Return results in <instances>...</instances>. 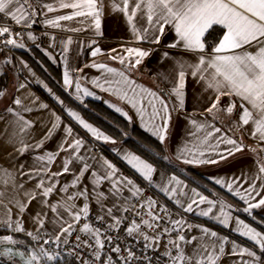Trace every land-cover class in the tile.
Returning a JSON list of instances; mask_svg holds the SVG:
<instances>
[{"label": "snow or ice", "instance_id": "obj_1", "mask_svg": "<svg viewBox=\"0 0 264 264\" xmlns=\"http://www.w3.org/2000/svg\"><path fill=\"white\" fill-rule=\"evenodd\" d=\"M106 7L123 16L131 36L107 53L119 67L96 61L105 53L93 39L86 45L81 42L90 49L92 62L71 71L92 68L99 75L73 76L68 67L73 38L58 41L55 34L43 35L49 37V48L60 46L63 87L73 100L86 108L87 97L101 99L82 83L87 81L115 98L118 103H104L129 125L134 121L126 107L134 112L140 127L157 143L146 146V153L119 147L122 140L90 123L46 83L36 81L93 142L112 145L134 178L97 154L72 124L28 90L27 77L24 82L17 77L18 94L0 89V101L6 104L0 114V230L6 233L0 234V264H264V231L234 215L243 212L264 225V216L259 215L264 212V157L257 151L264 152V0H109L107 5L105 0H0V14L22 28L33 29L37 16H43L40 23L45 28L74 33L91 29L95 36L103 35ZM62 10L70 11L48 15ZM73 20L86 26L61 23ZM169 33L172 38L164 43ZM26 38L40 47L33 31ZM5 49L9 53L26 49L24 34L14 32L11 25H0V53ZM171 50L191 54L195 60L173 57ZM43 51L56 62L51 52ZM156 52L160 55L153 80L159 77L168 83L167 92L134 78ZM166 61L172 62L168 71L160 67ZM15 67L11 56L2 58L4 75ZM19 67L35 77L24 60ZM189 76L203 89L194 98L192 112L186 107ZM204 93L209 94L206 99ZM174 113L185 125L173 157L168 149ZM225 119L230 121L229 132L250 125L257 148L246 146L243 135L229 136L223 130ZM121 134L129 136L123 129ZM54 139L56 147L47 148ZM245 147L254 156L255 171L211 178L238 197L243 207L218 194L210 198L189 188L174 170V161L197 167L228 163ZM168 167L173 169L171 174L161 171ZM66 176L70 179H62ZM158 194L167 203H161ZM190 215L230 229L250 246L190 220ZM25 217L30 229L25 227ZM20 234L28 241L19 239Z\"/></svg>", "mask_w": 264, "mask_h": 264}, {"label": "crops", "instance_id": "obj_2", "mask_svg": "<svg viewBox=\"0 0 264 264\" xmlns=\"http://www.w3.org/2000/svg\"><path fill=\"white\" fill-rule=\"evenodd\" d=\"M35 2V0H33ZM47 2H51V0H47ZM109 3V0H105V4L107 5ZM13 8L15 5L12 6ZM70 11V10H62V11H57L54 13H49L48 15L50 17L56 16V15H61L65 14V12ZM37 23L33 25V29H27L26 32H23L24 34V43L26 44V49H14V51L17 52H23L26 51L31 45L34 43L32 41L27 40L26 34L28 31H33V34L38 37L36 43H40L41 45V51L45 55V52L43 49H47L51 54L56 58V62L54 63L53 60L49 59L47 55L45 57L54 65L60 67L62 71V89L64 90L63 87V72H64V63H63V57L61 55V49L60 46L58 45L56 48H49V37L43 35L44 32H49L50 34H55L57 36L58 41L59 40H66L67 37L71 36L73 38L74 43L70 46L71 50L68 54L69 56V61H68V67L71 70L82 68L84 64L86 63H91L93 58L90 56V49L87 47H82L81 42H83L85 45L90 43L91 40L95 39L97 41V45L102 49V51L105 53L103 56H98L96 57V61L98 62H107L111 66L114 67H119L118 63L115 61H111L108 59V51L112 48H119L120 44L123 41H128L131 39L130 33L126 27V24L124 22L123 16L119 13L113 14L111 12V9L106 7L105 9V15L102 18V36H95L93 31L89 29L88 31H82L79 33H74V32H68V31H61L59 29H51V28H45L40 21L44 19L43 16H37ZM0 23L3 25H15L14 21H11L9 18L4 17L3 14H0ZM64 25H67L69 27H85L86 25H81L80 23L77 22V20L73 21H65L61 22ZM172 38V33H169L168 37L165 38L164 43H167L171 40ZM127 46H137V45H127ZM143 47H148V45H141ZM15 53V54H16ZM171 54L173 57L176 58H182L186 61L189 62H194L195 57L192 56L191 54L188 53H183L178 50H171ZM160 53L156 52L153 54V56L150 59H147L145 61L144 66L140 69V72H138L135 75V79L138 80V82L144 84L146 87L152 88L154 90H159V89H164L165 92H167V89L170 87L168 83L162 82L159 77L154 81L153 76L156 75L157 73V60L159 58ZM10 56L7 53H0V65H2V58H7ZM12 57V56H11ZM19 58V57H18ZM21 59V58H19ZM22 60V59H21ZM14 64H16L14 58H13ZM172 62L171 61H166L163 65H160L162 69L165 71H168L171 68ZM8 66H4V69L7 70ZM32 70V69H31ZM29 76L28 82V90L33 92L35 96L39 97V99L45 103H48L50 108L55 110L59 115H61L62 119L64 120L65 123L72 124L74 127V130L79 133L80 136L85 137L88 139L89 143L88 146L91 147V139L88 137L85 133L84 130L80 129L78 126L75 125L73 121H71L67 115L63 112L61 109L60 105H58L55 100L49 95V93L44 89L42 84L37 83L36 81H42L43 83H46L37 73H35L33 70L32 72L35 73V77H32L31 74L25 69ZM8 78L7 80L2 81V88L1 89H6L9 94H18L15 92V85L18 83L17 77H19L16 74V67L10 71H7ZM71 74L73 76L77 75H83L86 76L88 79L99 75V73L92 68H84L83 73L71 71ZM5 75L0 72V78H3ZM172 76H175V73H172ZM24 79L19 78V82H24ZM82 83L85 84V86L89 87L91 90L95 91V93L101 97V99L97 100L92 97H87L86 100L93 101L96 103H99L109 109L111 112L114 114L118 115L121 117L119 114L115 113L112 109L108 108V106L104 103V100H110L112 102H117L115 101L114 97L109 96L107 93L101 92L99 89H93L92 85L90 83H87V81H82ZM64 92L69 96V93L64 90ZM203 92V89L200 85L196 84L195 81L189 76L187 78V87H186V107L189 112H192L194 110V98L195 96L201 94ZM208 93H204V98L206 99ZM72 98V97H71ZM73 99V98H72ZM75 101V100H74ZM76 102V101H75ZM78 103V102H77ZM118 103V102H117ZM224 103H227V98H225ZM67 106H70L66 104ZM6 106L5 101H0V114L3 113V109ZM123 106V105H121ZM206 105H195L197 108H202L205 107ZM72 107V106H70ZM126 107V106H125ZM75 109V108H74ZM76 110V109H75ZM126 110H129L130 115L133 116V123L138 126L141 130L144 131L143 128L140 127V122L138 118L135 116L134 112H132L130 109L126 107ZM239 109H237L235 116L238 119L239 115ZM174 120H173V135L170 141V146H169V152L170 154L174 157L176 148L179 144L182 143V135H183V129L185 125V121L183 119H175V113L173 114ZM123 118V117H121ZM202 117L197 116L196 119H201ZM124 119V118H123ZM227 120V119H225ZM218 126H221L218 124ZM3 127V124H0V128ZM225 132H227L225 129H223ZM250 131H251V126H245L244 130L240 131V135H243V143L246 146H250L252 148H257V140L251 138L250 136ZM145 132V131H144ZM147 133V132H146ZM150 135L149 133H147ZM229 136H233L234 138L239 139L240 137L235 136L234 134H229ZM151 136V135H150ZM152 137V136H151ZM58 138V137H57ZM154 138V137H153ZM155 139V138H154ZM93 142V141H92ZM97 143L102 149L103 152L101 153L105 157L111 159L114 163L117 164L118 167L121 168V170L129 176H133V172L125 165L123 164L115 155V153L112 151V145H105L99 142ZM264 147V145H261ZM47 148L53 149L56 147V139H54L52 142L48 143L46 145ZM119 147L126 148L123 145H119ZM223 147V146H222ZM127 149V148H126ZM258 154L261 157H264V152H260L259 149H257ZM192 169L196 170L198 177L202 178L205 182H207L209 185L206 186L208 192L210 194H205L201 191L203 194L208 195L210 198H213V194H218L221 197L225 198L227 202L233 203L237 202L243 207L242 201L238 199V197L232 196L230 193L227 192L226 189L220 188L219 185H216L214 181L211 179L213 177L219 178V177H224L225 179L233 176V175H240L241 171L247 170L249 173L255 171V163H254V156L253 154L249 151L248 147H245L243 153H238L235 158H230V161L228 163H221L220 165H206V166H190ZM53 171H57V167L52 168ZM161 171H165L168 174H171V172L161 169ZM178 174V173H176ZM181 179H183L189 186V188L195 187L186 177L192 178V180H196V177L193 174L185 173L184 176L178 174ZM186 176V177H185ZM135 178V177H134ZM62 179H70V177H64ZM29 187L31 185H28ZM218 189L221 191L223 194L218 193L214 190V188ZM196 188V187H195ZM162 196V194H160ZM163 197V196H162ZM54 200L56 199L55 197L53 198ZM166 199V198H165ZM34 207V205H33ZM95 210V208H93ZM29 211H32V208H29ZM13 212H15V209H13ZM234 215H238V213H234ZM246 215V214H245ZM260 216H264V212H261L259 214ZM247 216V215H246ZM190 217V218H189ZM188 218L192 221L195 222H200V223H206L208 227L213 228L214 230H217L218 232H221L223 235H228L231 239H236L238 242L244 244L245 246H250L249 242L241 237H239L236 233L231 232L230 229H223L220 225L215 224L211 220H205V218H199L196 216H189ZM241 217V216H240ZM19 218V217H17ZM192 218V219H191ZM242 218V217H241ZM248 219L251 220L250 217L247 216ZM243 219V218H242ZM25 227L26 228H31V225L27 222V217H25ZM249 222V221H246ZM251 223V222H249ZM252 224V223H251ZM253 225V224H252ZM255 226V225H253ZM22 239L28 240L26 236L23 234L18 235Z\"/></svg>", "mask_w": 264, "mask_h": 264}, {"label": "trees", "instance_id": "obj_3", "mask_svg": "<svg viewBox=\"0 0 264 264\" xmlns=\"http://www.w3.org/2000/svg\"><path fill=\"white\" fill-rule=\"evenodd\" d=\"M216 34H222V32L214 33L213 35ZM16 55L25 62H27L30 68L35 73H37L46 82V84L66 102V104L75 108L77 111L81 113V115L86 120H88L90 123L94 124L95 126L101 128L107 134L112 135L118 140H122L123 143L121 145L125 146L127 149L133 151L139 150L140 153H146L147 152L146 146L154 147L156 145L157 141L153 137H151L146 132L141 130L134 123L129 125L125 119L114 114L103 105L93 101L86 100L88 107L85 108L79 103L75 102L71 97H69L61 87L62 71L60 67L54 66L45 57V55L41 51V45L39 48H37L35 44H33L26 51L17 52ZM7 79H9L8 74H6L3 78H0V89L3 87L2 81ZM229 125H230V121L225 120L223 129H225L229 134H234L235 136L240 137L241 136L240 131L238 132L235 129H233V131L231 132L228 131ZM121 129L127 131L129 133V136L123 137L121 134ZM147 154L151 155V153H147ZM168 154L171 155L169 150H168ZM174 164H175L174 170L176 171V173L184 176L185 173L189 172L190 174H193L195 177L197 176L196 180H192V178L186 176L185 177L197 189L201 190L205 194H210L206 188V186L209 184L205 182L202 178L198 177L196 170L192 169L188 165H183L179 162L174 161ZM162 169H165L169 172L173 171L171 167L162 168ZM214 190L218 193L223 194L221 191H219L216 188H214ZM234 204L241 206L237 202H234ZM238 215L241 216L246 221L251 222L261 231H264V225L257 224L255 221L248 219L243 212H239ZM0 234H6V233L3 230H0ZM18 238L21 239L20 236H18ZM23 240H25L26 242L28 241L25 238Z\"/></svg>", "mask_w": 264, "mask_h": 264}, {"label": "built area", "instance_id": "obj_4", "mask_svg": "<svg viewBox=\"0 0 264 264\" xmlns=\"http://www.w3.org/2000/svg\"><path fill=\"white\" fill-rule=\"evenodd\" d=\"M0 25H3L0 23ZM11 27L13 28V31L14 32H26L27 29L26 28H22L21 26H17V25H11ZM4 53H7L9 54L10 56H12V58H14L15 62H16V74L19 76V78L21 79H24L27 77V80H29V76L27 74V72L25 70H21L20 67H19V61L21 59L18 58V56L15 54V51L12 50V52H8L6 49L3 51ZM91 147L94 148V151L97 153V154H101L103 152V149L95 142H92L91 141ZM148 195H152V191L149 190ZM158 200H160L161 203H167L166 199L164 197H162L160 194L157 195L156 197ZM169 207H171V204H169ZM190 218V217H189ZM192 219V218H191Z\"/></svg>", "mask_w": 264, "mask_h": 264}]
</instances>
